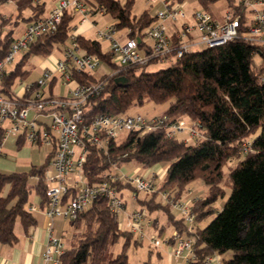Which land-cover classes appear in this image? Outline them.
I'll use <instances>...</instances> for the list:
<instances>
[{"label":"trees","instance_id":"16d2710c","mask_svg":"<svg viewBox=\"0 0 264 264\" xmlns=\"http://www.w3.org/2000/svg\"><path fill=\"white\" fill-rule=\"evenodd\" d=\"M6 1L0 0V5ZM15 1L16 19L10 21L8 18L1 23L17 25L25 19L22 12L26 8L32 12L31 18L45 12L44 3ZM134 1L92 0L89 8L109 14L117 30H127V37L142 41L143 31L155 18L148 8L140 14L133 13ZM175 1L182 0L172 2ZM218 1L197 0L211 15L210 6ZM225 1L228 11L240 19L239 31L242 32L248 22L246 9L236 0ZM72 17L71 13H64L55 31L38 37L29 45L13 69L3 76L0 95L13 97L12 86L27 73L24 66L29 57H46L55 47L68 43ZM13 40L11 31L0 32V60ZM76 43L79 52L94 54L114 67L113 54L102 50L98 40L78 35ZM146 67L129 66L109 77L101 92L86 102L85 122L98 113H127L131 107L148 101L168 103L162 114L171 121L185 119L195 123L197 137L194 142L187 143L177 137H167L163 129H156L143 134L130 131L120 139H108L103 147L88 145L83 164L87 183L101 182L114 168L130 162L144 169L156 164L167 165L163 179H155L154 192L136 194L137 203L146 209L148 217L152 213L165 216L162 225L158 224V218L150 217V226L159 236L167 226L182 234L187 228L182 217L175 218L170 202L161 198V192L167 191L171 199H178L189 183L201 179L206 191L200 199L192 201L194 258L181 264H206L208 256H221L226 251L231 254L222 258L221 264H264V46L236 37L217 46L186 53L171 60L167 67L155 70ZM119 76L125 77L126 83L116 82ZM73 78L77 82L90 79L81 72H74ZM248 141L251 151L243 153L242 146ZM51 155L49 153L44 163L32 166L29 171L0 173V243L10 245L17 240L14 232L17 219L25 228L34 224L35 219L25 205L33 188L43 205L45 184L42 178L50 165ZM231 160L236 163L229 166ZM34 174L41 179L33 186L28 176ZM225 178L229 181L230 193L218 210L215 202L226 195L225 188L220 185ZM110 183L123 199L125 190L134 191L129 182L117 179ZM213 215L214 218L205 224L204 221ZM73 223L74 241L60 255L59 264H132L126 248L139 244V239L132 232L121 230L118 216L110 211L105 197L94 199ZM80 228L82 232L78 233ZM119 240H122L121 251L109 257L111 246Z\"/></svg>","mask_w":264,"mask_h":264},{"label":"built area","instance_id":"2783aa9c","mask_svg":"<svg viewBox=\"0 0 264 264\" xmlns=\"http://www.w3.org/2000/svg\"><path fill=\"white\" fill-rule=\"evenodd\" d=\"M146 1L152 5L157 0ZM236 2L249 13L248 22L242 32L239 31L240 19L231 11H227L223 20L218 22L208 11L196 9L192 13L191 21L183 20L178 25L177 20L185 18L184 5L178 1L169 2L152 14L155 20L143 31L142 41L127 37V30H124V36L114 37L113 33L117 30L114 25L105 26L103 30L97 31V37L108 41L114 67L108 73L98 76L94 71L103 61L94 54L79 52L76 35L70 34L54 69L45 68L34 81L24 83L18 96L9 98L0 95V153L3 141L11 136L31 144L46 146L52 154L50 165L42 178L45 184L44 213L51 224L55 218L74 221L99 196L108 200L110 211L119 217L124 208V200L110 183L117 179L133 185V198L139 192L151 194L156 190V173L153 172L148 176L111 172L107 174V179L88 184L83 174L87 146L103 147L108 139L118 138L130 131L143 134L156 129H163L167 137H176L186 128L190 137L195 138L198 135L195 123L185 119L171 121L165 114L143 116L130 113H98L86 123V102L101 92L109 77L118 75L129 66L154 64L167 67L171 60L186 53L217 46L236 37H243L253 44L264 46V0ZM64 13L78 14L83 21L89 18L91 10L84 0H56L45 15L31 19L0 60V82L31 43L57 29ZM167 22L174 26L171 34L167 32ZM74 72L84 73L90 79L77 82L73 78ZM54 78H58L63 85L74 82L73 86H69L66 96L44 92V88ZM241 151H251V143L245 142ZM28 179L37 182L41 178L34 174L29 175ZM160 196L170 202L171 207L179 212L187 225L185 234L175 230L165 240V244L171 246L170 255L183 262L193 259L194 200L171 199L167 191H162ZM33 209L34 207L29 208ZM127 220L126 230L132 232L136 238L143 239L144 226L151 223L146 211L134 210L127 215ZM48 232L40 264H59V257L65 251V243L53 233L52 225H49ZM150 245L155 248L160 245L157 236L151 237ZM217 259L216 254L211 255L205 259V263L213 264Z\"/></svg>","mask_w":264,"mask_h":264},{"label":"crops","instance_id":"0c3cea01","mask_svg":"<svg viewBox=\"0 0 264 264\" xmlns=\"http://www.w3.org/2000/svg\"><path fill=\"white\" fill-rule=\"evenodd\" d=\"M56 0H33L34 3H44V9L45 12L41 14L40 17L45 15L48 10L52 7ZM86 2V5L88 7L92 6V0H84ZM146 1V0H145ZM173 0H157L155 3L152 4V6L149 9L151 14H154V12L160 8L163 7V5L172 2ZM222 1V0H220ZM197 2V1H196ZM219 2V1H218ZM217 2V3H218ZM48 3V6H47ZM147 3V1H146ZM199 5V4H198ZM214 5V4H213ZM227 6V5H226ZM200 7V6H199ZM228 9V7H227ZM91 10V9H90ZM145 10V9H144ZM228 11V10H227ZM18 11H17V4L15 0H8L4 4L0 5V23L2 20H6L10 18V21H14L16 18ZM226 13V12H225ZM23 16L25 19L19 21L17 25H10L9 22H3L0 24V32L1 34H5L8 32H13L15 28V34L13 35L14 38H17L25 29L26 24L33 19L31 18L33 15L30 9H27V11L24 13ZM106 13L101 12L99 10H91L90 16L86 20H81L78 14H72V20H71V31L70 34H74L76 36L81 35L86 38L96 39L100 42L101 47L102 43L106 42L107 45L109 44L108 41H101L97 37V31L100 29L97 26V19L98 16H103ZM249 13H247L248 16ZM36 18V17H35ZM28 19V20H27ZM167 25V31L169 34H171L174 30V26L172 24H166ZM6 30H9L5 32ZM125 31L121 32L117 38L124 36ZM56 53L52 52L50 55L46 57H40V56H31L28 58L26 65L24 66V69L27 70V73L17 79L13 86H12V93L15 96H18L21 93L22 85L24 83H29L34 81L43 71L45 68L54 69L56 60L61 57L62 55V47H55ZM103 50V49H102ZM108 51V50H107ZM28 64H32L34 67V70L32 71L31 68L27 67ZM164 67V66H163ZM159 67V68H163ZM53 83L49 84L48 87L44 88V92L47 94L55 95L54 92V85L60 80L58 78L53 79ZM68 86H73L74 82H70L67 84ZM65 85V86H67ZM167 107L161 109L159 112H155L150 115H158L165 111ZM147 115V116H150ZM22 139H16L14 137H7L1 146V153H0V173H9V172H26L29 171L32 166L40 165L43 162L39 161L41 159V156L43 154V150L41 151V148L43 146H39L37 144H31L28 142H25L24 140L21 141V144H17V142ZM47 154V151L45 152ZM46 159V155H45ZM127 164V163H126ZM129 164L132 165L133 169L130 173H137L141 175L148 176L151 172L156 173L157 176L160 178L164 177L165 170L167 168V165L165 164H156L150 168L144 169L140 165L134 164L133 162H130ZM163 167V168H162ZM28 182L30 185H36V181L33 179H28ZM35 193L32 197L30 196L31 193ZM29 194L30 199L28 197V201L25 205V208L31 213V215L34 217V224L30 225L29 227L25 228L23 227L21 220L17 219L14 226V232L17 236V240L10 245L2 244L0 243V264H40L42 253L45 249V245L48 239V227L49 225H52L53 233L57 236L61 237L65 243V248L68 247L69 240L71 237L76 233L73 221L69 219H62V218H55L51 221L44 213V202L43 205L41 204L42 198L37 194L36 190L33 188ZM4 195V194H3ZM130 199L133 201H136V198H133L132 195L130 196ZM124 208L122 212L126 211V206L128 205L127 199L124 196ZM137 203V202H136ZM138 204V203H137ZM30 207H34L33 210H29ZM135 208H132L131 211H134ZM131 211H127V215L131 213ZM157 213L150 214L149 218H158V224L162 225L165 223L166 219L163 214H160L157 217ZM172 229L170 231L169 236L172 235V233L175 231V229L170 226ZM157 236L155 230L150 225L144 226V237L143 239H139V244H141L144 239L148 240L150 242L151 237ZM168 236V237H169ZM158 237V236H157ZM151 246V245H150ZM148 246V255L152 254V246ZM170 244L169 245H163V247H159L156 250V255L159 257L161 256V251L164 252L167 256V264H180L179 260L174 259L170 255ZM154 248V247H153ZM130 261V260H129ZM131 262V261H130Z\"/></svg>","mask_w":264,"mask_h":264},{"label":"rangeland","instance_id":"374dc122","mask_svg":"<svg viewBox=\"0 0 264 264\" xmlns=\"http://www.w3.org/2000/svg\"><path fill=\"white\" fill-rule=\"evenodd\" d=\"M121 2H124L125 0H120ZM197 0H182V4L184 5V9H185V18L184 19H178L177 20V24L179 25L183 20L184 21H191V16L192 13L196 10V9H202L201 7H199L198 2H196ZM154 5V4H153ZM227 2L225 0L219 1L218 3H215L214 5L210 6V11L212 13V16L215 20H217L218 22H221L223 20L224 14L225 12H227ZM48 6V3H47ZM152 6V5H151ZM150 4L146 3L145 0H135L134 1V5H133V9L132 12L135 14H140L144 9L150 8L151 7ZM26 8L23 10L22 14L23 16L25 15L24 13L27 11ZM99 18L97 19V26L100 28L98 30H103L105 26L113 24L114 20L112 19V17L109 14H105L103 16H98ZM166 24H172L171 22H167ZM9 30H6L5 32H7ZM121 32H123V30H116L113 35L114 37L118 36L119 34H121ZM168 32V31H167ZM13 35L15 34V28L13 30ZM101 41H105L103 39H100ZM102 49L104 51H107L109 49V44L107 45L106 42L102 43ZM52 52H57L56 49H54ZM165 66V65H162ZM159 65H149L146 68L148 70H155L159 67H162ZM27 67L31 68L32 71L34 70V67L32 66V64H28ZM111 70V67L106 66L105 62H101L100 66L94 71L95 75H101V74H106ZM18 81V80H17ZM69 90V86H65L63 85L61 82H57L54 85V92L56 96H60V97H64L67 95ZM168 106V103H163V104H154L151 101H148L146 103H144L141 106H134L131 107L127 113L130 114H141L143 116H147L150 114H153L155 112H159L161 109L165 108ZM162 114V113H161ZM159 115V114H158ZM151 116V115H150ZM188 125V124H187ZM256 135V134H255ZM254 135V136H255ZM122 137V135H120L118 137V139H120ZM177 138L186 141L187 143L190 142H194V138L190 137L189 132L186 128H184V130L180 133L177 134L176 136ZM43 150V154L41 156V159L39 160L40 162L42 161L44 163L45 161V155L47 156L49 154V149L46 146H43L41 148V151ZM47 151V154L45 153ZM243 155V154H241ZM236 163V160H231L228 162V165H234ZM49 167V166H48ZM163 168V167H162ZM133 167L131 164L127 163L122 165L120 168H114L112 171L116 174H131L130 172L132 171ZM144 175V174H143ZM157 178V181L162 180L163 178H160L159 176H157V172L155 175V179ZM228 179L225 178V180H223L221 182V186L225 188L226 190V195L224 198L222 199H218L215 202V206L218 210H220L224 204V202L226 201V198L228 197L229 193H230V189L228 186ZM206 186L204 185L203 181L201 179H196L194 181H192L191 183H189L183 193H182V197L178 198V199H182L183 201H189L190 200H198L200 199L205 191H206ZM35 193H31L30 196L32 197ZM133 195L132 191L130 190H125L124 192V196L127 199V203L128 205L126 206V211L124 210L120 216L118 217V221H119V226L121 228V230H126V226H127V211H131L132 208H135V210H139V211H146L145 208H143L141 205L137 204V201H133L130 199V196ZM29 196V199H30ZM193 205V203H192ZM171 210L173 211V214L175 216V218H180L179 212L171 207ZM132 212V211H131ZM212 218H214V215L212 217H209L206 221H204L205 224H207L210 220H212ZM203 224L200 223V225ZM74 225V223H73ZM83 228H80L78 230V233L82 232ZM172 229L170 228V226H167L163 232H161V234L158 236V240L160 241V245L157 248H151L152 249V254L148 255V246H150V242H148V240L144 239V241L141 244H130L127 248H126V253L128 255L129 260L131 261L132 264H167V256L164 252H160L161 256H157L156 255V250L159 247H163V245L165 244V240L168 238L170 231ZM74 241V235L71 237V239L69 240V244L68 246H70ZM151 247V246H150ZM122 249V240H119L117 243H115L113 246H111L108 256L112 257L114 256L116 253L120 252ZM230 251H226L225 253H223L221 256L219 254H216V256L218 257L217 261L213 264H221V259L222 258H228L230 256ZM179 263H183L182 260H179Z\"/></svg>","mask_w":264,"mask_h":264},{"label":"water","instance_id":"95a60500","mask_svg":"<svg viewBox=\"0 0 264 264\" xmlns=\"http://www.w3.org/2000/svg\"><path fill=\"white\" fill-rule=\"evenodd\" d=\"M127 79L123 76H119L116 78V82L120 83V84H123V83H126Z\"/></svg>","mask_w":264,"mask_h":264}]
</instances>
